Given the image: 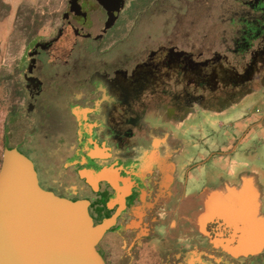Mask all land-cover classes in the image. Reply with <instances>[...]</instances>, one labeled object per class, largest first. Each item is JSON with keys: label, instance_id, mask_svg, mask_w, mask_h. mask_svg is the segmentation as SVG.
Instances as JSON below:
<instances>
[{"label": "flooded vegetation", "instance_id": "flooded-vegetation-1", "mask_svg": "<svg viewBox=\"0 0 264 264\" xmlns=\"http://www.w3.org/2000/svg\"><path fill=\"white\" fill-rule=\"evenodd\" d=\"M134 1L68 0L55 33L29 42L22 66L23 104L9 118L15 129L21 128L13 142L28 150L44 172L75 182L74 147L81 139L75 109L88 116L85 125L101 113H115L114 137L120 138L124 128L135 124L152 82L165 79L168 84L189 75L199 94L211 98L217 93L241 97L264 85V0ZM118 8L117 20L107 28ZM168 14L171 27L163 26L160 41L147 45L133 34L124 36L125 18ZM215 18L223 24L211 28L207 22ZM193 66L204 69L192 73ZM133 226L141 228V223ZM104 238L99 246L109 264ZM190 264L210 263L196 255ZM221 264L243 263L223 259ZM251 264H264V259Z\"/></svg>", "mask_w": 264, "mask_h": 264}, {"label": "crops", "instance_id": "crops-1", "mask_svg": "<svg viewBox=\"0 0 264 264\" xmlns=\"http://www.w3.org/2000/svg\"><path fill=\"white\" fill-rule=\"evenodd\" d=\"M219 22L215 18L207 25L215 28ZM190 78L152 82L135 124L120 138L114 137L115 113H101L85 125L88 116L75 109L81 139L72 164L77 176L68 182L95 207L100 221L119 205L108 232L163 212L166 217L153 219L156 226L173 221V229L182 228L200 254H208L202 245L219 236L216 253L223 259L263 260L264 92L262 98L256 88L241 97L211 98L199 94ZM125 168L138 176L127 177ZM105 247L112 251L110 243Z\"/></svg>", "mask_w": 264, "mask_h": 264}, {"label": "water", "instance_id": "water-1", "mask_svg": "<svg viewBox=\"0 0 264 264\" xmlns=\"http://www.w3.org/2000/svg\"><path fill=\"white\" fill-rule=\"evenodd\" d=\"M118 12L119 8L110 16L107 28ZM201 69L193 66L191 71ZM115 217L100 221L87 199L64 180L44 172L19 143L4 149L0 264H106L99 241Z\"/></svg>", "mask_w": 264, "mask_h": 264}, {"label": "rangeland", "instance_id": "rangeland-1", "mask_svg": "<svg viewBox=\"0 0 264 264\" xmlns=\"http://www.w3.org/2000/svg\"><path fill=\"white\" fill-rule=\"evenodd\" d=\"M136 2L138 0H135L133 5H136ZM67 3L68 0L0 1V168L4 149L17 143L13 142L15 138L13 133L21 130L12 126L9 113L23 104L22 66L29 42L33 39L48 38L55 33L63 22ZM151 11L153 10L151 9L150 13ZM168 18H170L169 14L163 17L134 15L125 18L124 36L133 34L140 42L147 45L160 41L163 26L171 27L172 21H168ZM129 39V43L133 42L131 38ZM255 88L257 98H262L264 86L258 84ZM7 135L11 138L10 140H7ZM125 172L127 177L138 176V173L131 169L125 168ZM62 180L70 185L66 179L62 178ZM108 208L111 209V207ZM115 213L104 215V219L114 217ZM158 213L151 212L148 222L141 223V228L131 224L124 230L121 228L111 232L112 234H108L103 239L102 245L105 247L110 243L112 248V251H108L105 247L109 264H190V260L196 255L199 257L205 255L210 264L222 263L223 255L219 250L216 253L217 247L221 246L216 245L215 238L212 239V244L202 245L209 250V253L200 254L199 248L195 249L196 245H189L191 240L184 238L182 228L173 229V221L156 226L153 219L158 216L166 217L165 213ZM215 226L216 222L209 223L213 232ZM142 230L144 232L141 234Z\"/></svg>", "mask_w": 264, "mask_h": 264}, {"label": "clouds", "instance_id": "clouds-1", "mask_svg": "<svg viewBox=\"0 0 264 264\" xmlns=\"http://www.w3.org/2000/svg\"><path fill=\"white\" fill-rule=\"evenodd\" d=\"M98 83H102V82H98Z\"/></svg>", "mask_w": 264, "mask_h": 264}, {"label": "trees", "instance_id": "trees-1", "mask_svg": "<svg viewBox=\"0 0 264 264\" xmlns=\"http://www.w3.org/2000/svg\"><path fill=\"white\" fill-rule=\"evenodd\" d=\"M1 1V0H0ZM20 14V13H19ZM6 148H8V147H6Z\"/></svg>", "mask_w": 264, "mask_h": 264}]
</instances>
